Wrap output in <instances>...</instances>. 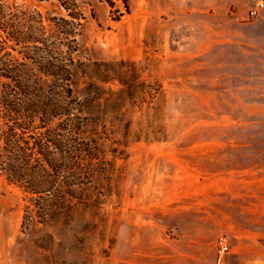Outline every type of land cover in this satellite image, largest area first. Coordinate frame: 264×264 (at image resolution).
<instances>
[{
  "label": "rangeland",
  "instance_id": "obj_1",
  "mask_svg": "<svg viewBox=\"0 0 264 264\" xmlns=\"http://www.w3.org/2000/svg\"><path fill=\"white\" fill-rule=\"evenodd\" d=\"M258 1L75 0L77 20L56 0H1L62 66L30 78L63 86L83 151L44 221L0 171V264H180L195 211L219 220L227 176L264 142Z\"/></svg>",
  "mask_w": 264,
  "mask_h": 264
},
{
  "label": "trees",
  "instance_id": "obj_2",
  "mask_svg": "<svg viewBox=\"0 0 264 264\" xmlns=\"http://www.w3.org/2000/svg\"><path fill=\"white\" fill-rule=\"evenodd\" d=\"M56 1L70 18H82L75 16V0ZM34 35L23 32L0 0V171L33 198L39 221H44L63 203L68 173L74 178L80 169L83 142L74 125L67 124L71 115L63 86L57 84L58 92L51 95L50 85L36 73L35 79L30 78L34 70L56 77L59 72L53 69L63 70L48 57L43 36ZM30 46L36 51H29ZM27 219L24 213L22 222Z\"/></svg>",
  "mask_w": 264,
  "mask_h": 264
},
{
  "label": "crops",
  "instance_id": "obj_3",
  "mask_svg": "<svg viewBox=\"0 0 264 264\" xmlns=\"http://www.w3.org/2000/svg\"><path fill=\"white\" fill-rule=\"evenodd\" d=\"M255 49V48H254ZM240 52V51H239ZM260 68L264 70V49H260ZM240 63V62H238ZM255 68L257 61H252ZM261 93H264V74ZM261 99V98H260ZM251 167L237 168L234 178L228 175L222 185L226 203L219 220L210 224L209 217L195 211L189 222L187 252L178 254L180 264H264V142L256 144ZM225 181V180H224ZM235 197V203L230 200ZM214 228V238L209 239ZM224 237L227 252H219L217 240Z\"/></svg>",
  "mask_w": 264,
  "mask_h": 264
},
{
  "label": "built area",
  "instance_id": "obj_4",
  "mask_svg": "<svg viewBox=\"0 0 264 264\" xmlns=\"http://www.w3.org/2000/svg\"><path fill=\"white\" fill-rule=\"evenodd\" d=\"M264 6L262 1H258L257 6L250 10L251 14H256L260 8ZM219 252H227L229 250V245L224 237H219L217 240Z\"/></svg>",
  "mask_w": 264,
  "mask_h": 264
}]
</instances>
